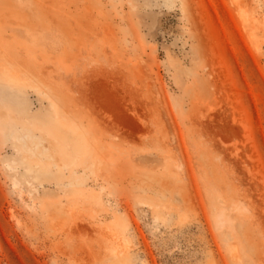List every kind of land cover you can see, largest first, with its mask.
<instances>
[{"label":"rangeland","instance_id":"374dc122","mask_svg":"<svg viewBox=\"0 0 264 264\" xmlns=\"http://www.w3.org/2000/svg\"><path fill=\"white\" fill-rule=\"evenodd\" d=\"M0 264H264V0H0Z\"/></svg>","mask_w":264,"mask_h":264}]
</instances>
